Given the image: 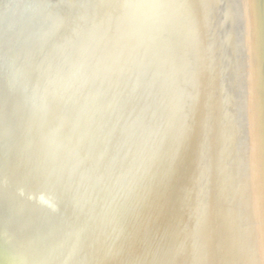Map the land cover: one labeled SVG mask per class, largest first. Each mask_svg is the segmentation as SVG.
I'll return each instance as SVG.
<instances>
[{
  "label": "rangeland",
  "instance_id": "obj_1",
  "mask_svg": "<svg viewBox=\"0 0 264 264\" xmlns=\"http://www.w3.org/2000/svg\"><path fill=\"white\" fill-rule=\"evenodd\" d=\"M191 1L0 0V244L40 264H262L249 0Z\"/></svg>",
  "mask_w": 264,
  "mask_h": 264
},
{
  "label": "bare ground",
  "instance_id": "obj_2",
  "mask_svg": "<svg viewBox=\"0 0 264 264\" xmlns=\"http://www.w3.org/2000/svg\"><path fill=\"white\" fill-rule=\"evenodd\" d=\"M256 1V4H257V7H255V5H254V0H249L248 1V11H249V14L251 15V20H250V22H251V26H252V29H253V32H252V39H253V48H254V52H255V54L253 53V58H254V61H252V67L254 68L253 70V82H254V93H255V100H254V111H255V114L256 113H258V116H259V124H260V126H259V130H257V133L259 134V136H260V138H264L263 136H264V91L262 92L263 94L261 95V89L260 88H263L264 89V69H263V67H264V64L263 63H260V61H259V57H257L258 56V54H259V52L260 51H262V53H263V57H264V44H263V38H262V40H261V32H262V11H261V8H260V4H259V0H255ZM253 3V4H252ZM246 5V7H247V4H245ZM199 3L198 2H196L195 0H192L191 1V4H190V11L188 12V13H190V15L191 14H193L194 12L196 13V11L199 9ZM256 10H257V13H256ZM217 13V18H219V14H218V12H216ZM246 14V13H245ZM249 15V16H250ZM258 18V19H257ZM245 19H246V15H245ZM259 25H260V28H259ZM180 31H181V33H183V35H184V37H187V33L188 32H185L184 33V30L183 29H180ZM259 32H260V34H259ZM182 35V36H183ZM260 42H261V44H260ZM255 43V44H254ZM263 44V45H262ZM15 59V58H14ZM223 88H224V83L222 84L221 83V85H220V99L221 100H223ZM257 103H258V105H257ZM259 131H261V133L259 132ZM204 135V134H203ZM198 136V135H197ZM193 144H194V142H192ZM185 144V143H184ZM188 144V143H187ZM187 144H185V145H187ZM193 144H191V145H193ZM261 144H262V146H264V143H263V141L261 140ZM183 145V144H182ZM181 145V146H182ZM191 145H189V146H191ZM184 146V145H183ZM182 146V147H183ZM187 147H188V145H187ZM193 147V146H192ZM191 147V148H192ZM181 148V147H180ZM185 148V147H184ZM170 149H173V148H170ZM198 150V149H197ZM179 151H181L182 153H184L182 150H179ZM187 151H189V149H187L186 150V153H187ZM2 152V151H1ZM3 153V152H2ZM177 153H179V152H177ZM1 154V153H0ZM181 154V153H180ZM179 154V155H180ZM179 155H177L178 157H179ZM181 155H183V154H181ZM180 155V156H181ZM186 155V154H185ZM0 156H3V155H0ZM5 156V155H4ZM174 158V157H173ZM176 158V157H175ZM182 158V157H181ZM187 157H185V159H186ZM179 159V158H178ZM178 159H175L174 161L175 162H178L177 160ZM184 159V157H183V161L185 160ZM7 160V159H6ZM14 160H16V159H14ZM179 160H181V159H179ZM9 161V160H8ZM171 161H173V159L171 160ZM5 162V161H4ZM169 162H170V160H169ZM168 162V163H169ZM175 162H173V163H175ZM180 162V161H179ZM182 162V161H181ZM165 162H163L162 164L163 165H167L166 163L164 164ZM183 163V162H182ZM182 163H180V164H182ZM8 164V163H7ZM172 164V163H171ZM170 164V165H171ZM176 164V163H175ZM180 164L179 163H177L176 165H179L180 166ZM186 164V162L184 161V165ZM6 165V164H5ZM10 165H12V164H10ZM17 165V164H16ZM170 165H168V166H170ZM173 165V164H172ZM172 165L170 166V167H172ZM183 165V164H182ZM188 165H189V163H188ZM188 165H187V168H189L188 167ZM13 166V165H12ZM161 166V165H160ZM90 167V166H89ZM88 167V168H89ZM161 167H163L164 169L163 170H165L166 172L168 171V170H166L165 169V167L164 166H161ZM160 167V168H161ZM170 167H169V172H170ZM175 167V166H174ZM173 167V168H174ZM180 167H182V166H180ZM6 168H10V166H7ZM13 168V167H12ZM179 168V167H178ZM178 168L176 169V170H178ZM15 169V168H14ZM183 169V168H182ZM181 169V170H182ZM2 170V169H1ZM10 169H8V170H6L7 171V173L9 174V171ZM89 170V169H88ZM161 169H159V171H160ZM173 170V169H172ZM171 170V171H172ZM175 170V168H174V171H176ZM91 171H92V169H91ZM162 171V170H161ZM165 171L163 172V173H165ZM20 172V171H19ZM18 172V173H19ZM90 172V171H89ZM177 172H179V171H177ZM7 174V175H8ZM15 174V173H14ZM161 174V173H160ZM167 174V173H166ZM165 174V175H166ZM169 174V173H168ZM167 174V175H168ZM13 174L11 173V174H9V176H10V178H11V176H12ZM91 175V174H90ZM174 175H175V172H174ZM6 176V175H5ZM9 176H7V177H9ZM94 176V175H93ZM91 177V178H94V177ZM162 177V176H161ZM163 177H165V176H163ZM174 177V176H173ZM172 177V178H173ZM4 178V177H3ZM6 178V177H5ZM13 178V177H12ZM167 178H169L170 179V177L168 176ZM166 178V179H167ZM171 178V179H172ZM9 179V178H8ZM15 179V178H14ZM165 179V178H164ZM92 181V180H91ZM90 181V182H91ZM171 181V180H170ZM170 181H169V183H170ZM93 183H94V181H92ZM92 184V183H91ZM261 184H263L264 185V183H261L260 182V184H259V186L261 185ZM30 185V184H29ZM94 185V184H93ZM170 185V184H169ZM172 187V186H171ZM180 187V186H179ZM260 188L261 189H259V191H258V194H259V198H260V201H261V205H259V208H258V211H259V213H260V215H261V213H262V208H261V206L263 205V200H264V186L263 187H261L260 186ZM173 190H175V189H173ZM178 190V189H177ZM180 191V190H179ZM175 193H176V191H175ZM178 193H180V192H177V195H178ZM213 210H214V208H213ZM214 212V211H213ZM70 213V212H69ZM23 223V222H22ZM259 224L260 225H263V226H260L259 228H258V231H259V236H260V240H261V243L263 244V241H264V222L262 221V220H260V222H259ZM37 236V235H36ZM259 236H258V238H259ZM38 237H40L39 235H38ZM38 237H35V238H38ZM44 240V239H43ZM46 241V240H45ZM43 243H45V242H43ZM56 244V243H55ZM45 245V244H44ZM46 245H47V243H46ZM57 245V244H56ZM60 246V245H59ZM262 246V249L264 248V244L263 245H261ZM49 247H51V246H49ZM53 247H54V245H53ZM53 247H51V248H53ZM56 247V246H55ZM54 247V248H55ZM13 249V248H12ZM56 249H57V247H56ZM59 250H57V251H60V248H58ZM52 250H54V249H52ZM63 250V249H62ZM212 250H216V249H212ZM212 250H208L210 253H212L213 255H216L215 257L216 258H218L219 256L217 255V253L216 252H212ZM55 252H56V250H54ZM76 251V250H75ZM13 252H15L16 253V255H17V257L21 260V262L23 263V264H40V262H41V260L38 258V257H35V254L33 255H29V254H24V252H22L21 250H19L18 251V249H16V250H14ZM70 252H72V251H70ZM1 253V252H0ZM9 253V252H8ZM65 253H69V252H65ZM73 253V252H72ZM216 253V254H215ZM11 254V253H10ZM59 254H64V253H59ZM91 254V253H90ZM8 255V254H7ZM13 255H15V254H13ZM30 257H29V256ZM68 255H70L71 256V254H68ZM68 255H67V257H68ZM2 256H6V255H2ZM9 256V255H8ZM218 256V257H217ZM13 257V256H12ZM57 257H58V254H57ZM61 256H59V258H60ZM72 257V256H71ZM210 257H211V255H210ZM214 256H212V258L214 259L215 258ZM7 258V257H6ZM5 258V259H6ZM10 258H11V256H10ZM62 258V257H61ZM60 258V259H61ZM70 258V257H69ZM221 258V257H220ZM8 259V258H7ZM63 259H66V257L64 258L63 257ZM71 259V258H70ZM72 259H74V258H72ZM71 259V260H72ZM212 259V260H213ZM219 259V258H218ZM259 259H260V262L262 263V264H264L263 263V261H264V255L262 254V253H260V256H259ZM1 260H2V258H1ZM12 261V260H11ZM69 261V260H68ZM75 261V260H74ZM215 261H217V259L215 260ZM3 262V261H2ZM81 262V261H80ZM212 262V261H211ZM213 262H214V260H213ZM212 262V263H213ZM1 263V262H0ZM6 263V261L4 262V263H2V264H5ZM81 263H83V262H81ZM11 264V263H10ZM78 264V263H77Z\"/></svg>",
  "mask_w": 264,
  "mask_h": 264
},
{
  "label": "water",
  "instance_id": "obj_3",
  "mask_svg": "<svg viewBox=\"0 0 264 264\" xmlns=\"http://www.w3.org/2000/svg\"><path fill=\"white\" fill-rule=\"evenodd\" d=\"M171 85H172V83L168 84L169 87H167V90H166L167 93H169V91L171 90ZM0 246L6 250L9 248H11V249L13 248L12 250H16V249H18V251L21 250L22 252H24L25 255L29 254V250H31L30 246H25L23 244V242H20L17 239L15 240V239L9 238V237H7L3 241V243L0 244Z\"/></svg>",
  "mask_w": 264,
  "mask_h": 264
}]
</instances>
